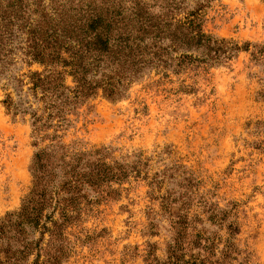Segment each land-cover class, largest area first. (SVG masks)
<instances>
[{"label": "rangeland", "instance_id": "1", "mask_svg": "<svg viewBox=\"0 0 264 264\" xmlns=\"http://www.w3.org/2000/svg\"><path fill=\"white\" fill-rule=\"evenodd\" d=\"M203 29L241 50L217 64L151 70L114 100L99 90L56 120L49 137L34 132L30 114L13 116L3 104L11 92L30 112L41 106L33 93L1 79L0 218L21 208L34 186L35 153L56 138L70 154L108 148L107 161L131 171L111 184L110 197L83 189L57 243L60 264H158L183 215L186 232L201 234L214 254L191 247L186 234L187 258L264 264V0H213ZM30 69L42 67L18 73ZM60 205L46 213L59 219ZM48 240L46 233L44 251ZM230 240L238 249L225 258Z\"/></svg>", "mask_w": 264, "mask_h": 264}, {"label": "trees", "instance_id": "2", "mask_svg": "<svg viewBox=\"0 0 264 264\" xmlns=\"http://www.w3.org/2000/svg\"><path fill=\"white\" fill-rule=\"evenodd\" d=\"M211 2L0 0V80L15 82L20 92L27 86L41 106L34 109L31 105L28 112L11 92L3 104L13 116L30 114L34 132L49 137L46 132L57 125L56 120L66 121L74 107L99 90L114 100L122 97L128 84L151 70L177 72L220 63L241 48L204 31L203 11ZM34 64L42 69L18 73L24 65L31 68ZM68 76L73 85L67 84ZM17 95L21 100L25 97ZM107 158L108 148L70 154L56 138L39 149L31 166V192L19 210L0 218V264H28L32 256L35 259L30 264H60L57 243L83 189H92L100 198L110 197L117 193L111 184L127 179L131 172ZM59 204L60 218L54 219L46 211L56 210ZM173 225L175 238L168 246L167 259L158 264L221 263L220 258L209 259L214 255L211 244L202 243L201 234L186 232L187 216H179ZM231 231L238 233L237 227ZM46 233L49 240L44 251ZM186 234L191 236V247L209 251L210 256L191 254L187 258ZM237 249L230 240L222 255L235 257Z\"/></svg>", "mask_w": 264, "mask_h": 264}]
</instances>
